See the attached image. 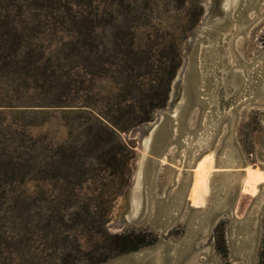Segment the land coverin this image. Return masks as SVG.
<instances>
[{"label":"rangeland","instance_id":"1","mask_svg":"<svg viewBox=\"0 0 264 264\" xmlns=\"http://www.w3.org/2000/svg\"><path fill=\"white\" fill-rule=\"evenodd\" d=\"M206 13L204 0H0V264H99L121 254L111 243L131 230L151 232L141 248L186 237L187 217L166 234L143 221L113 223L143 150L142 127L172 99L188 41ZM245 24L232 17L234 29ZM235 47L228 42L229 64L244 73L249 62L250 85L264 64V12ZM234 94L211 102L202 119L195 107L191 130L156 174L158 193L179 185L182 170L191 169L184 167L190 146L201 149L213 112L223 132L203 201H192L209 200L221 158L248 161L235 213L252 215L253 253L238 254L231 217L224 216L197 241L188 259L194 264H262L264 199L251 210L264 189V92ZM222 99L229 105L219 114ZM196 166L185 176L193 184Z\"/></svg>","mask_w":264,"mask_h":264},{"label":"water","instance_id":"2","mask_svg":"<svg viewBox=\"0 0 264 264\" xmlns=\"http://www.w3.org/2000/svg\"><path fill=\"white\" fill-rule=\"evenodd\" d=\"M207 13L202 21L192 31L188 41L189 53L185 57L179 76L175 81V89L168 106L162 111L155 121L146 122L142 127L139 139L142 151H138L134 158L133 174L124 191L118 220L113 223L114 228H122L123 225L134 221L152 223L160 233L166 234L169 229L180 222L184 217L189 222V231L185 238L178 243H154L139 250H133L118 254L99 264H194L188 259L196 254L199 249L197 241L205 237L211 231L220 218L230 216L234 236L232 245L239 255L253 253L254 235H248L250 230L248 214L244 217L236 215L237 202L242 194V175L248 161L245 158L233 160L231 157H223L213 172L212 183L214 190L209 200L205 203L192 201V185L185 180V176L194 173L193 168L205 153L216 148L218 140L223 132V124L220 123L215 112L208 116L205 123L206 129L201 133V146L195 152L197 143L190 146L184 167L191 169L182 170L183 178L174 189L158 193L156 190V174L170 152L171 146L181 141L183 135L191 130L190 119L194 117V109L198 107L200 112L195 119L203 118V112L211 102H216L225 92L234 89L233 100H237L249 92L259 95L264 92V64L254 81L248 85L246 77L250 63L243 61L247 66L244 73L233 69L228 61V42H232L236 50V38L240 32L251 29L254 21L260 18V7L263 0H204ZM254 9L255 14H250ZM236 16L246 24L239 29L232 27V17ZM232 27L233 31L227 33ZM232 34V40L228 39ZM237 52V50H236ZM251 80V79H250ZM203 92L208 96L203 97ZM229 102L222 99L218 106L220 114ZM228 114V113H226ZM226 119L231 121L230 115ZM238 120H233V131ZM217 153V150H216ZM258 205L251 212L258 209L260 201L264 199V189L260 188ZM264 209V203L260 204V210ZM188 214V216H187ZM162 242V241H161ZM197 260L202 262V257Z\"/></svg>","mask_w":264,"mask_h":264},{"label":"trees","instance_id":"3","mask_svg":"<svg viewBox=\"0 0 264 264\" xmlns=\"http://www.w3.org/2000/svg\"><path fill=\"white\" fill-rule=\"evenodd\" d=\"M151 239V232L147 229H143L139 232H135L134 230L126 231L121 234H116L114 243H111L112 248L115 249L116 253H123L132 250H137L144 245L149 243ZM262 264H264V254L262 256Z\"/></svg>","mask_w":264,"mask_h":264},{"label":"bare ground","instance_id":"4","mask_svg":"<svg viewBox=\"0 0 264 264\" xmlns=\"http://www.w3.org/2000/svg\"><path fill=\"white\" fill-rule=\"evenodd\" d=\"M213 159V151H209L207 154L202 156L199 161L197 162V169H196V177H195V182L193 184V189H192V198L194 199H199L203 201L204 198V193L207 190L208 187V182L207 179H209V172L211 168V162ZM211 173V172H210ZM247 177L246 171H244L242 175V180H245Z\"/></svg>","mask_w":264,"mask_h":264}]
</instances>
